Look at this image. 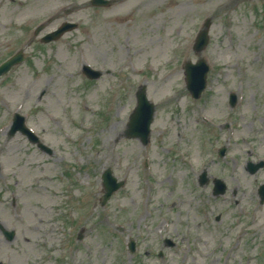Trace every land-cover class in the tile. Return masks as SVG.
Listing matches in <instances>:
<instances>
[{
  "label": "rangeland",
  "instance_id": "374dc122",
  "mask_svg": "<svg viewBox=\"0 0 264 264\" xmlns=\"http://www.w3.org/2000/svg\"><path fill=\"white\" fill-rule=\"evenodd\" d=\"M195 1L0 0V63L26 57L0 79V264H264V167L246 168L264 160V0ZM65 21L78 27L41 42ZM201 57L195 99L184 62ZM143 86L155 104L147 144L126 135ZM15 112L50 151L10 134ZM108 168L125 183L102 206ZM216 177L225 194L213 195Z\"/></svg>",
  "mask_w": 264,
  "mask_h": 264
},
{
  "label": "water",
  "instance_id": "95a60500",
  "mask_svg": "<svg viewBox=\"0 0 264 264\" xmlns=\"http://www.w3.org/2000/svg\"><path fill=\"white\" fill-rule=\"evenodd\" d=\"M93 3L108 4L107 1H103V0H94ZM209 22L210 21L206 22V27L209 26ZM75 26H76L75 24H64L57 31L47 35L43 40L50 41L52 39H55L65 31L70 30ZM207 42H208V30L207 28H205L198 36L195 49L197 51H200L207 44ZM22 58H23L22 53H19L9 61L5 62L0 67V75L6 72L14 63L21 61ZM207 70H208V66L205 64L203 60H200L196 65H193L190 62L186 64V79L188 83V88L192 91L195 97L199 96L201 90L205 86V77ZM85 72L89 77H97L100 74L99 72L91 71L87 68H85ZM137 100H138V105L131 116L127 134L129 136L140 137L143 143H147L150 133L149 127L154 114V106L148 101L146 93L144 92V88H142L137 93ZM234 103H235V98H233L232 101V104ZM19 128L22 129L24 132H27L24 129L22 125V121H20V119L15 121L12 132H15ZM30 138L34 139L32 136H30ZM103 178L106 187V194L104 196V201H106L107 198H109V196L112 194V192H114L120 186V183L116 182V179L112 176L110 170H107ZM223 191H224V186H222L221 184V192ZM11 237H12V233H11Z\"/></svg>",
  "mask_w": 264,
  "mask_h": 264
},
{
  "label": "bare ground",
  "instance_id": "6f19581e",
  "mask_svg": "<svg viewBox=\"0 0 264 264\" xmlns=\"http://www.w3.org/2000/svg\"><path fill=\"white\" fill-rule=\"evenodd\" d=\"M130 1H131V0H121V4H123L122 6L124 7V6L128 5V3H130ZM207 1H209V0L195 1V4H196V5H203V4L206 3ZM193 2H194V1H193ZM176 4H177V5H180L179 1H178ZM122 6H121V7H122ZM119 24H120L122 27H124V25H125V21H121Z\"/></svg>",
  "mask_w": 264,
  "mask_h": 264
}]
</instances>
